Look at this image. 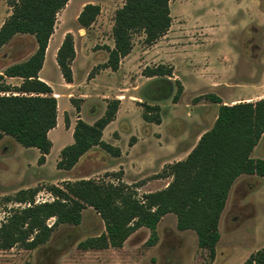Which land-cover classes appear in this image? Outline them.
Masks as SVG:
<instances>
[{
  "label": "rangeland",
  "instance_id": "obj_1",
  "mask_svg": "<svg viewBox=\"0 0 264 264\" xmlns=\"http://www.w3.org/2000/svg\"><path fill=\"white\" fill-rule=\"evenodd\" d=\"M83 3L100 6L99 15L88 29L81 28L76 19ZM121 4V0H68L58 12L51 46L61 33L73 36L77 51L74 77L71 84L65 83L50 47L41 78L59 98L58 124L48 135L52 148L44 163L39 164L37 148L22 147L9 137L3 139L0 225L12 210L28 205L10 199L21 189L36 187L35 203L53 200L48 186H61L67 180L95 179L114 184L122 181L133 186L138 198L163 189L171 181L170 176L163 174L166 166L184 159L200 134L215 121L217 104L195 98L215 94L226 103L234 97L233 100H242L241 96L259 83L264 73V0H171L172 22L166 34L145 44L141 33H133L130 54L121 61L119 72L112 74L103 67L107 53L104 46H113V16ZM10 11L7 0H0V25ZM32 49L31 36L14 37L0 49V70L25 60ZM91 52L94 53L90 55ZM158 64L171 66V77L142 75L145 67ZM6 81L12 85L21 82ZM178 83L182 93L174 103ZM163 94L166 95L161 97ZM258 96L264 97V92ZM114 98L126 101L127 105L119 106L117 121L105 130L102 139L119 147L123 151L121 156L113 157L95 147L71 170L57 169L59 151L73 141L68 131L70 124L77 119L91 124L104 113L107 101ZM147 105L159 107L148 116L160 118L162 125L154 127L153 122L143 119ZM197 114L201 116L195 121L198 132L187 139L189 143H177L168 153L155 149L157 142L190 135V122L198 118ZM65 119L69 121L68 127ZM132 143H137L134 149L130 148ZM251 156L264 159V136ZM53 221L50 218L46 222L51 225ZM218 230L220 237L213 259L208 250L198 246L193 230L176 228L173 213L158 222V238L152 245L147 244L150 230L141 227L120 248L83 250L78 247L79 242L105 231L99 215L86 207L79 225L58 226L44 244L34 249L20 245L0 249V264H242L251 253L264 247L263 177L241 175L236 179L220 215Z\"/></svg>",
  "mask_w": 264,
  "mask_h": 264
},
{
  "label": "trees",
  "instance_id": "obj_2",
  "mask_svg": "<svg viewBox=\"0 0 264 264\" xmlns=\"http://www.w3.org/2000/svg\"><path fill=\"white\" fill-rule=\"evenodd\" d=\"M121 1L113 16V46H104L107 59L103 67L112 71H116L121 59L131 52L133 33H141L144 43L152 44L166 34L172 22L171 0ZM67 3L68 0H7L11 11L0 25V49L18 35L31 36L35 46L25 60L9 64L0 71V141L9 136L22 147L37 148L39 164L44 163L52 147L48 132L56 126L57 100L51 87L39 79L38 72L57 14ZM99 13L98 4L86 3L76 19L81 28L88 29ZM74 56L73 36L66 33L55 57L66 83L73 80ZM142 75L171 77L172 67L147 66ZM7 78H18L21 82L12 85ZM181 93L182 86L178 83L174 103ZM200 97L218 104L215 121L184 159L166 166L163 174L171 177L166 187L138 198L133 186L122 181L114 184L95 179L67 180L61 186H48L53 200L40 203L34 201L36 187L21 189L10 199L28 205L12 210L0 225V249L14 245L34 249L44 244L58 226L79 225L83 209L91 207L102 219L105 231L79 242L78 247L83 250L120 248L141 227L150 230L147 244L152 245L158 238V222L164 215L173 213L176 228L193 230L198 246L208 250L213 259L220 237L218 222L233 183L242 174L264 178V159L251 157L264 133V97L231 105L224 104L215 94H205L195 100ZM119 105L117 98L108 100L104 113L92 124L77 119L73 142L59 151L57 169L71 170L93 147L113 157L120 156L118 147L102 140V131L115 119ZM145 107L143 119L159 124L160 118L148 116L159 107ZM65 125L69 126L68 119ZM50 218L54 221L48 225L46 221ZM242 264H264V247L251 253Z\"/></svg>",
  "mask_w": 264,
  "mask_h": 264
},
{
  "label": "crops",
  "instance_id": "obj_3",
  "mask_svg": "<svg viewBox=\"0 0 264 264\" xmlns=\"http://www.w3.org/2000/svg\"><path fill=\"white\" fill-rule=\"evenodd\" d=\"M85 3H83V4H81L80 6H79V9H78V13L81 11V9H82V7H83V5H84ZM67 5V4H66ZM170 7V6H169ZM65 8V7H64ZM63 8V9H64ZM62 9V10H63ZM171 16V15H170ZM171 26V25H170ZM54 31H55V27H54ZM54 31H53V33H52V35L50 36V38H49V40H48V44H47V47H46V50H45V56H44V61H43V65H42V67H41V69H40V71L38 72V77H39V79H41V80H43V78H41V70H42V68H43V66H44V64H45V60H46V56H47V54H48V52H49V50H50V47H52V56L54 57V60H55V63H56V59H55V57H56V52H57V50H58V48H59V46L61 45V42H62V40H63V38H64V35L61 33L59 36H58V38L56 39V41L53 43V46H51L52 44V39H53V36H54ZM110 47H112V46H110ZM34 48H35V46L33 47V49H32V52H33V50H34ZM74 49H75V56H74V59H73V61H72V63H71V69H72V73H73V63L75 62V60H76V58H77V51H76V48H75V40H74ZM31 52V53H32ZM30 53V54H31ZM94 52H91V54L90 55H92ZM130 54V53H129ZM128 54V55H129ZM128 55H126L125 57H127ZM124 57V58H125ZM104 62L106 61V59H107V53L104 55ZM124 58H122L121 59V61L124 59ZM121 61H120V64H121ZM57 64V63H56ZM58 66V65H57ZM107 69H109V68H105V70H107ZM119 69H120V66H119V68L116 70V71H112V70H110L109 69V71L112 73V74H116V73H118L119 72ZM1 71V70H0ZM261 78L259 79L260 81H259V83H257L256 85H255V87L253 88V90L251 89L250 90V93H245V94H243V96H241V97H243V99L241 100V99H239V100H233V99H236L235 97L234 98H229V101H232V102H229V103H226L225 101H223V103L224 104H231V103H235V101H237V102H243V101H255V100H257V99H259V98H261V97H263V96H258L259 94H261V93H263L264 92V73L262 72V74H261ZM73 77H74V75H73ZM13 79H18V78H7V80H13ZM44 81V80H43ZM46 82V81H45ZM47 84H48V82H46ZM66 83V82H65ZM66 84H71V83H66ZM49 85V84H48ZM50 86V85H49ZM51 87V86H50ZM51 89H53L52 87H51ZM55 93H53V95H54ZM240 97V98H241ZM56 100H57V104H58V100H59V98H56ZM120 100V99H119ZM126 103V104H125ZM130 103L131 104H134L135 102H133V101H130ZM123 104H125V105H127V102L126 101H123V100H120V107L123 105ZM217 107H218V104H217ZM59 108L57 107V119H58V117H59V110H58ZM119 110H120V108H118V111H117V113H116V117H115V119L113 120V121H111L108 125H106V127L103 129V131H102V137H103V134H104V132H105V130L110 126V125H112L114 122H116L117 121V119H118V113H119ZM191 113V112H190ZM190 113H188V115L190 116ZM187 117V119H191L190 117ZM195 116H197L198 118H192L193 120H191L192 122H190L191 124V126H192V129H191V132H190V135L189 134H183V135H180V136H178L177 138L176 137H173L172 136V138H171V141L170 142H167V141H165L164 140V142L163 143H161V142H157V144H155V149L157 148V151L158 152H166V153H168L169 152V149H172V148H174V146L177 144V143H180V142H183V141H185L186 140V143H189L188 141L189 140H187L188 138H192V136L196 133L197 134V132H198V125L197 124H195V123H197V122H195V121H197V120H199V119H201L200 117V114H197V115H195ZM97 119V118H96ZM95 119V120H96ZM94 120V121H95ZM93 121V122H94ZM194 121V122H193ZM92 122V123H93ZM88 123V122H87ZM91 123V124H92ZM152 123V122H151ZM58 124V121L56 120V125ZM150 124V123H149ZM163 124V122L161 123V121H160V123L159 124H156V123H154V127H157V126H159V125H162ZM74 125H75V122H73L72 124H70V126H69V128H68V131L70 132V134L73 132V129H74ZM56 127V126H55ZM54 127V128H55ZM53 128V129H54ZM53 129H51L49 132H48V135L52 132V130ZM202 134H200V136H201ZM200 136H199V138H200ZM263 136H264V133H263V135H262V137L260 138V140L263 138ZM6 137H9V136H4L3 137V139L4 138H6ZM9 138H11V137H9ZM198 138V139H199ZM3 139L0 141V144L2 143V141H3ZM12 139V138H11ZM103 140V139H102ZM259 140V141H260ZM104 141V140H103ZM73 142V141H72ZM106 142V141H105ZM198 142V141H197ZM108 143V142H107ZM137 143H138V141H137ZM136 143V144H137ZM259 143V142H258ZM135 143H132L130 146V148L131 149H134V147H135V145H136ZM196 145V144H195ZM257 146V145H256ZM255 146V147H256ZM117 147V146H116ZM254 147V148H255ZM52 148V147H51ZM93 148H95V147H93ZM92 148V149H93ZM119 148V147H118ZM120 149V148H119ZM51 150V149H50ZM254 150V149H253ZM253 150H252V152H253ZM91 151V149L87 152V153H89ZM191 151V150H190ZM252 152H251V154H252ZM87 153L86 154H84L83 156H85V155H87ZM123 153V151L120 149V156H121V154ZM82 156V157H83ZM46 157H47V155H46ZM81 157V158H82ZM119 157V156H118ZM252 157V156H251ZM80 158V159H81ZM242 175H246V174H242ZM241 176V175H240ZM236 181V180H235ZM233 186V185H232ZM232 188V187H231ZM230 192V191H229ZM227 200V199H226ZM226 204V203H225Z\"/></svg>",
  "mask_w": 264,
  "mask_h": 264
}]
</instances>
